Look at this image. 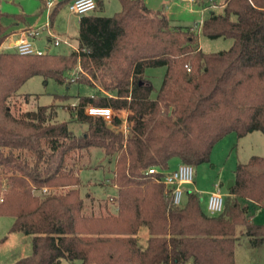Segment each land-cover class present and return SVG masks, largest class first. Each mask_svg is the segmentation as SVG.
Returning <instances> with one entry per match:
<instances>
[{
  "label": "trees",
  "instance_id": "trees-1",
  "mask_svg": "<svg viewBox=\"0 0 264 264\" xmlns=\"http://www.w3.org/2000/svg\"><path fill=\"white\" fill-rule=\"evenodd\" d=\"M118 2L111 16L94 14L103 8L95 0V10L80 17L71 38L77 51L0 52V216L13 219L9 232L31 236L30 254L12 264H234L237 228L252 247L264 243V225L251 221V211L264 204V157L235 166L217 215L202 210L195 192L174 205L161 179L171 159L193 168L208 163L228 134L264 135V0H225L223 14L203 20L198 31L173 25L143 0ZM19 19L24 15L0 10V45ZM199 34L232 44L206 53ZM77 66L83 74L75 83L97 92L77 96L67 110L85 125L81 134L57 120L55 103L11 111V98L28 79L70 85L65 81ZM158 67L165 72L151 98L145 71ZM88 106L114 115L89 116ZM93 148L109 162L114 157L109 184L97 183L113 195L81 193L80 161Z\"/></svg>",
  "mask_w": 264,
  "mask_h": 264
},
{
  "label": "rangeland",
  "instance_id": "rangeland-1",
  "mask_svg": "<svg viewBox=\"0 0 264 264\" xmlns=\"http://www.w3.org/2000/svg\"><path fill=\"white\" fill-rule=\"evenodd\" d=\"M49 1L52 3V6L50 9H46L47 2ZM102 1V11L94 14L108 17L119 11L120 5L118 0ZM221 1L222 0H213V3L218 6ZM164 5V8L171 14L169 17L173 19L177 25L193 26L199 24V20L205 18L208 14V11L203 10L202 6L197 5V3H182L178 0H164ZM56 6V13L53 17H50V13ZM0 10L8 15H24L25 22L33 27L41 28L47 24V28L42 31L40 30L41 34L39 33V35L34 37L33 42L36 46H40L38 41L40 39L42 40L46 33L48 35V32H52L55 35H67L72 38V40L77 33V18L68 11L67 0H0ZM11 20L4 19L3 22L7 24L8 22L11 23ZM198 40L200 44H203V52L206 53L226 51L232 44V39L223 37L209 38L202 34H199ZM49 49L50 53L69 52V48L64 44H60L59 47H53V45L50 44ZM77 68L78 66L72 70L71 73L77 71ZM164 72V67L146 69V77L153 86L151 98L156 96ZM65 83L68 82L65 81ZM96 93L95 89L82 83L61 85L51 79L44 82L42 77L34 76L24 82L18 91V95L11 98V111L17 114L21 111L34 108L36 104L49 105L55 103L59 108L57 110V120L69 122V129L74 134L79 135L85 130V125L72 121L67 110L76 103L77 96H90ZM26 94L32 96L25 100L23 96ZM63 95L69 97L64 96V98L59 99L58 96ZM119 114L121 117H125V109L119 112ZM240 139L241 138H238L234 133L225 136L213 146L209 162L194 167V183L197 188L195 192L201 199V208L203 211H205V200L208 194L216 191L224 194L228 191L227 186L234 178V169L238 163L246 162L250 156L264 157L263 134L255 132L243 140ZM113 163L114 157L112 161L109 162L104 157L102 151L96 148L91 149L88 159H86V156H83L80 161V165L83 169L79 172V178L81 183L86 186L82 188L81 193H85L90 189L91 192L98 197L113 195V188L104 187L102 189L98 185L109 184ZM218 185H220V188H218ZM34 194H36V192H34ZM226 196L227 194H225V198ZM261 205L263 206L256 207L251 211V221L254 224L264 225V204ZM12 220L11 217L0 216V264H12L19 258L29 255L31 252L30 235L23 232H9ZM239 231L240 228H237V239L234 245L233 255L234 264H264V243L258 247H252L246 235ZM60 264L72 263L68 260H62Z\"/></svg>",
  "mask_w": 264,
  "mask_h": 264
},
{
  "label": "built area",
  "instance_id": "built-area-1",
  "mask_svg": "<svg viewBox=\"0 0 264 264\" xmlns=\"http://www.w3.org/2000/svg\"><path fill=\"white\" fill-rule=\"evenodd\" d=\"M182 2L193 3L195 0H180ZM211 1V0H209ZM52 3L47 2L46 9H50ZM96 3L95 0H73L67 5L68 11L75 17L79 18L88 13H91L95 10ZM47 24L42 26L41 28L34 29L29 28L25 31H22L18 38L13 42H3L0 45L1 51H9L13 50L19 55H43L48 52L45 49L38 48L35 46L33 39L35 36L39 35L40 30L47 28ZM48 36L50 38L51 44L54 47H59L60 44H64L67 48H69V52L77 51L76 46L72 45L66 37H60L59 35H55L52 32H48ZM82 75L83 72L81 68L78 66L77 71L70 72L69 78L66 79L68 83H75L78 75ZM85 113L89 116L93 117H101L106 121H110L113 117L114 112L111 108L97 107V106H88L85 109ZM121 130L123 134H126L128 131L127 123L123 117ZM148 173H157V170L151 168L148 170ZM194 178V168L188 164H179L174 170L167 171L163 173L161 182L167 187L169 190L172 202L174 205H181L184 197V191L182 190V186L186 184H191ZM47 191L46 188L41 190L42 193ZM224 207V195L220 194L218 191L212 192L208 195L206 200V211L210 215H217L222 212ZM164 264V263H160Z\"/></svg>",
  "mask_w": 264,
  "mask_h": 264
},
{
  "label": "crops",
  "instance_id": "crops-1",
  "mask_svg": "<svg viewBox=\"0 0 264 264\" xmlns=\"http://www.w3.org/2000/svg\"><path fill=\"white\" fill-rule=\"evenodd\" d=\"M69 3L71 2V1H73V0H67ZM179 2H182V1H180V0H178ZM144 2H145V4H146V6L148 5L149 6V8L150 9H152V10H160L161 12H163L169 19H170V21H171V23L173 24V25H177V24H175V22H174V20L173 19H171L169 16L171 15V14H169L170 12H168L164 7H165V5H164V0H144ZM224 2H225V0H222L221 1V3L217 6V5H215L214 3H213V0H211V1H209V0H195L193 3H197V5H200V6H202V8H203V10H206V11H208V14H207V16L205 17V18H201V20H199V24H196V25H193V26H183V27H189V28H191L193 31H198L199 30V27H200V25H201V23H202V21L203 20H205V19H207L208 17H210V16H213V17H215V16H217V15H221V14H223V11H224ZM182 3H189V2H182ZM207 3V4H206ZM68 5V4H67ZM147 6V7H148ZM173 16V15H172ZM77 18V17H76ZM11 20V19H10ZM10 22H12V20L10 21ZM78 22H79V18H77V30H78ZM9 23V22H8ZM7 23V24H8ZM177 26H182V25H177ZM29 28H34V29H38L37 27H33V26H30V24H28L27 22H25V19H19V20H17L16 22H15V24H14V26L11 28V30H10V34H9V36H8V38L4 41V42H9V43H11V42H13L14 40H16L17 38H18V36H19V34L22 32V31H25V30H27V29H29ZM46 29V28H45ZM195 29H198V30H195ZM44 30V29H43ZM41 32V31H40ZM41 34V33H40ZM45 37L41 40H37L38 41V43H39V45L40 46H36V47H38V48H42V49H45V50H47L48 52H50V49H49V45L51 44V41H50V38H49V36L47 35V33L44 35ZM60 37H66V38H68V39H70V42L72 43V40H71V38L69 37V36H67V35H64V36H62V35H59ZM72 45H74L73 43H72ZM75 46V45H74ZM54 47V46H53ZM199 47H200V49L203 51V44H200L199 43ZM91 96V95H90ZM255 132H251V133H248L246 136H244V137H242L240 140H243L244 138H246L247 136H250L251 134H254ZM229 135V134H228ZM227 136V135H226ZM179 164H181V162L178 160V159H176V158H174V159H171L170 161H169V163H168V169H167V171H171V170H174ZM233 181V179L230 181V182H232ZM218 188H220V185H218ZM227 189H229V188H227ZM182 190L184 191V197H183V201H185L186 200V194L188 193V192H195V191H197V188H196V186H195V183H194V178H193V182L191 183V184H186V185H183L182 186ZM199 191H201V190H199ZM219 192V191H218ZM228 192V191H227ZM227 192L226 193H224V194H222V195H224L225 196V194H227ZM196 193V192H195ZM212 193V192H211ZM220 193V192H219ZM221 194V193H220ZM209 195V194H208ZM208 195H207V197H208ZM206 200H207V198H206ZM206 200H205V207H206ZM206 209V208H205Z\"/></svg>",
  "mask_w": 264,
  "mask_h": 264
},
{
  "label": "water",
  "instance_id": "water-1",
  "mask_svg": "<svg viewBox=\"0 0 264 264\" xmlns=\"http://www.w3.org/2000/svg\"><path fill=\"white\" fill-rule=\"evenodd\" d=\"M231 185H232V182H229V184H228L227 188H229Z\"/></svg>",
  "mask_w": 264,
  "mask_h": 264
}]
</instances>
